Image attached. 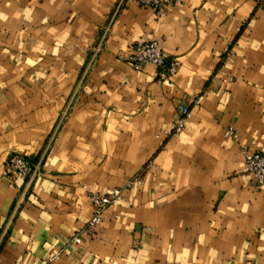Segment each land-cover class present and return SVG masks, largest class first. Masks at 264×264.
<instances>
[{"label":"crops","instance_id":"1","mask_svg":"<svg viewBox=\"0 0 264 264\" xmlns=\"http://www.w3.org/2000/svg\"><path fill=\"white\" fill-rule=\"evenodd\" d=\"M143 40L179 71L120 59ZM243 146L264 151V1L0 0V264H264ZM16 151L40 163L32 180L5 173ZM113 187L122 200L69 245Z\"/></svg>","mask_w":264,"mask_h":264},{"label":"built area","instance_id":"2","mask_svg":"<svg viewBox=\"0 0 264 264\" xmlns=\"http://www.w3.org/2000/svg\"><path fill=\"white\" fill-rule=\"evenodd\" d=\"M140 5L149 6L156 10H162L165 7L179 3L181 0H134ZM260 1V0H257ZM227 50V49H226ZM126 61L139 70L148 64L154 65L158 70V81L162 82L175 75L181 66L178 58L167 59L161 43L157 40H143L135 44V48L129 56H125ZM196 102H200L197 99ZM180 116L177 117L171 125L170 132H178L185 127L186 118L190 116L188 106L179 107ZM226 136H234L236 130L230 126L225 131ZM245 158L248 171L252 174L253 182L256 186L264 188V151L250 150L248 147L241 148ZM40 163L32 162L20 154L12 155L6 163L5 173L9 179L15 176L24 180H32L40 172ZM141 183L140 179L130 181V184ZM124 195L123 189L113 187L104 193L91 192L89 198L92 204V215L86 221L84 227L75 233L69 240V245L80 244L84 237H92L96 233V228L102 221L104 211L122 200ZM59 252L51 255L49 261L56 259ZM250 264V263H245Z\"/></svg>","mask_w":264,"mask_h":264},{"label":"rangeland","instance_id":"3","mask_svg":"<svg viewBox=\"0 0 264 264\" xmlns=\"http://www.w3.org/2000/svg\"><path fill=\"white\" fill-rule=\"evenodd\" d=\"M255 1V0H254ZM264 0H260V1H257L256 0V2H257V4L258 5H260L262 2H263ZM235 44V41H234V39H232V40H230L229 42H227L226 44H225V48L224 49H227V50H224L223 51V53H222V58H221V62H223V61H227L228 60V58H230V55H231V51H230V49H234L233 47V45ZM120 59H122V60H125L126 61V59H125V57L124 56H120ZM14 154H20V155H23V156H25L26 158H28L25 154H23L21 151H16V152H12V153H10L7 157H6V159H5V161H4V168L6 167V163H7V161L9 160V158L12 156V155H14ZM29 159V158H28ZM32 162H34L33 160H31Z\"/></svg>","mask_w":264,"mask_h":264}]
</instances>
